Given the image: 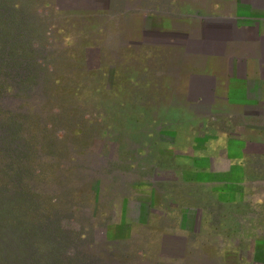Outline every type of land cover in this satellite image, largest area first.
Listing matches in <instances>:
<instances>
[{"label": "crops", "instance_id": "0c3cea01", "mask_svg": "<svg viewBox=\"0 0 264 264\" xmlns=\"http://www.w3.org/2000/svg\"><path fill=\"white\" fill-rule=\"evenodd\" d=\"M80 1L114 8L141 94L198 112L113 233L117 264H264V0Z\"/></svg>", "mask_w": 264, "mask_h": 264}, {"label": "rangeland", "instance_id": "374dc122", "mask_svg": "<svg viewBox=\"0 0 264 264\" xmlns=\"http://www.w3.org/2000/svg\"><path fill=\"white\" fill-rule=\"evenodd\" d=\"M79 1H41L43 69L8 89L0 119L14 125L15 143L40 155L37 191L72 204L74 218L64 227L83 239L71 254L86 255L88 264H117L113 233L125 230L118 227L129 209L136 220L134 205L155 179L153 169L182 166L166 154H181L200 128L175 123L198 112H169L161 109L164 96L141 94L114 8L93 12Z\"/></svg>", "mask_w": 264, "mask_h": 264}, {"label": "trees", "instance_id": "16d2710c", "mask_svg": "<svg viewBox=\"0 0 264 264\" xmlns=\"http://www.w3.org/2000/svg\"><path fill=\"white\" fill-rule=\"evenodd\" d=\"M41 1L0 0V106L9 88L43 69ZM13 126L0 119V264H88L86 255L71 254L83 239L64 227L72 204L37 191L40 155L15 143Z\"/></svg>", "mask_w": 264, "mask_h": 264}, {"label": "flooded vegetation", "instance_id": "af4514ba", "mask_svg": "<svg viewBox=\"0 0 264 264\" xmlns=\"http://www.w3.org/2000/svg\"><path fill=\"white\" fill-rule=\"evenodd\" d=\"M132 213H133V212H132V209H129V211H128V214H127V215H128V216H132Z\"/></svg>", "mask_w": 264, "mask_h": 264}]
</instances>
